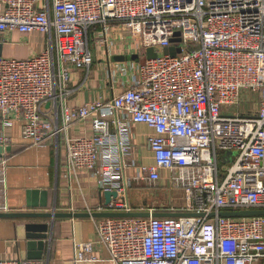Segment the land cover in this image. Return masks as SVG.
<instances>
[{"label":"built area","instance_id":"obj_1","mask_svg":"<svg viewBox=\"0 0 264 264\" xmlns=\"http://www.w3.org/2000/svg\"><path fill=\"white\" fill-rule=\"evenodd\" d=\"M14 31L42 34L47 44L25 60L0 56L4 130L20 122L23 139L40 149L61 138L68 177L85 170L103 192H117L98 212H134V184H155L169 170L186 202L165 213L204 214L96 219L95 240L74 242L75 263L102 261L103 249L112 264H264V216H221L264 210V0H0V38ZM178 32L181 42L172 43ZM94 43L115 56H140L144 47L157 57L126 61L120 94L71 108L72 72L91 70ZM170 47L182 51L165 55ZM89 118L91 137L69 136ZM128 121L154 130L155 164L133 175ZM10 144L0 132L3 151Z\"/></svg>","mask_w":264,"mask_h":264},{"label":"crops","instance_id":"obj_2","mask_svg":"<svg viewBox=\"0 0 264 264\" xmlns=\"http://www.w3.org/2000/svg\"><path fill=\"white\" fill-rule=\"evenodd\" d=\"M47 38L39 33L9 32L0 38L2 57L25 60L44 51ZM94 63L88 72L73 71L69 89L71 95L69 106L77 108L86 102L100 99H111L120 94L128 83V76H123L120 69L129 66L128 63L115 61V55L106 48L94 43ZM95 60H97L95 62ZM130 67V66H129ZM133 143L132 161L135 168L127 171L135 174L140 166H153L154 155L148 139L154 130L145 124H132L128 121ZM11 140L4 149L3 156L7 168V192L5 199L0 200V213H47L55 209L57 213L84 214L98 212L104 204L103 191L95 178L85 170H80L76 176L68 177L66 165V148L60 138L53 140L47 148H36L31 142L23 139L21 123L15 122L12 128L0 132ZM72 138L91 137L93 134L92 118L74 124L68 132ZM160 180L152 184L147 180L146 193L141 194L138 202L134 194L130 202L135 212H147L155 209L159 212L181 208L185 205V194L176 188L169 170L160 172ZM38 190L47 192V208L27 206V192ZM134 190V187H133ZM130 197V196H129ZM36 204H41L42 196L38 194ZM94 218L57 219L52 225L50 220H27L0 218V260H30L43 264H77L74 262V242L88 243L95 240ZM28 224H48L50 237L46 240L43 258L32 260L28 258L27 231ZM102 258L99 262H81L78 264H112L109 255L103 249L96 250Z\"/></svg>","mask_w":264,"mask_h":264},{"label":"water","instance_id":"obj_3","mask_svg":"<svg viewBox=\"0 0 264 264\" xmlns=\"http://www.w3.org/2000/svg\"><path fill=\"white\" fill-rule=\"evenodd\" d=\"M180 33H176V37L171 40L172 43H180L181 39L179 38ZM180 47H170L165 48V55H170L175 57L177 54L181 53ZM0 56L2 53L0 51ZM157 54L153 51L152 48L147 49V58L148 60L155 59ZM115 61L125 62L129 60L140 61L139 56H133L132 58H127L126 56H116ZM3 155V148L0 146V157ZM38 194L42 196L41 204H36V197ZM47 192H41L38 190H29L27 192V206L31 207H41L47 208L46 202ZM105 202L104 205H108L112 197H117V192H109L106 191L103 193ZM193 217V216H204V214L197 213H165L155 211H147V212H95V213H84V214H74V213H57L55 209H52L51 212L47 213H0V218L6 219H27V220H50L51 225L57 219H68V218H150V217ZM221 216L225 217H260L264 216V210H253V211H242V212H232V213H221ZM50 230V226L48 224H28L26 226L27 231V251L28 258L32 260H41L43 258L42 252L44 251L46 240L50 237L48 236V232Z\"/></svg>","mask_w":264,"mask_h":264},{"label":"rangeland","instance_id":"obj_4","mask_svg":"<svg viewBox=\"0 0 264 264\" xmlns=\"http://www.w3.org/2000/svg\"><path fill=\"white\" fill-rule=\"evenodd\" d=\"M122 28H118V32L120 33L119 36L121 38V40H125V38L127 37V35L124 33V31H121ZM92 51L94 53V46L92 44ZM93 57H94V54H93ZM140 64L141 65H144L146 62H147V49H145L144 47H141L140 48ZM97 60H95L96 62ZM92 68V67H91ZM251 95H249L248 93L244 94L243 95V100L246 98V97H250ZM226 155V156H225ZM232 156H234L233 153L229 152L227 154H224V159H223V162H221L220 164V167H221V170L223 173H226L227 170L230 168L231 166V163H232ZM134 190L132 189L129 193V196H130V199L134 198L132 195H133V191H134V194L137 196L138 198V202L140 201L141 198V194L144 195L146 193V183L145 182H137L134 184ZM140 198V199H139Z\"/></svg>","mask_w":264,"mask_h":264}]
</instances>
